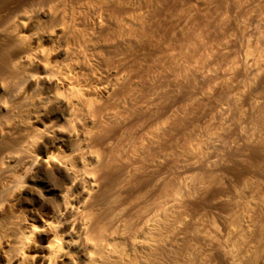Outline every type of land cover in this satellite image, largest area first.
Returning a JSON list of instances; mask_svg holds the SVG:
<instances>
[{
	"label": "bare ground",
	"instance_id": "1",
	"mask_svg": "<svg viewBox=\"0 0 264 264\" xmlns=\"http://www.w3.org/2000/svg\"><path fill=\"white\" fill-rule=\"evenodd\" d=\"M54 111L64 123L37 127ZM59 129L85 161L54 160L91 180L78 211L90 264H201L204 252L229 264L193 217L178 219L226 205L232 185L253 189L264 173V0H0L1 190L54 165L35 149ZM122 206L134 229L154 221L131 255L116 241ZM48 225L56 264L61 237ZM16 228L0 238L4 264L27 263L36 229Z\"/></svg>",
	"mask_w": 264,
	"mask_h": 264
},
{
	"label": "rangeland",
	"instance_id": "2",
	"mask_svg": "<svg viewBox=\"0 0 264 264\" xmlns=\"http://www.w3.org/2000/svg\"><path fill=\"white\" fill-rule=\"evenodd\" d=\"M42 20L46 21V19L44 18H42ZM180 22H181V18H180ZM184 22L185 20L183 19L181 23L183 24ZM46 23H48V20L46 21ZM182 24H180L179 27H181ZM32 28L29 27L30 30H33ZM43 44L45 47L52 46L54 44L53 36L45 34L43 36ZM52 57H54V59L56 60L63 59L61 53H54ZM41 114H43V112H41ZM43 115H44L42 120L43 122L40 121L41 123L37 124V127L39 128L45 127V125L50 124L51 121L53 122V120L58 121L59 123H64L65 117L63 116V114H57L54 111L51 113L49 112L44 113ZM70 141L71 140L67 138L65 132H63L60 129L58 131L49 133L47 136H45L44 140L42 141L43 143L42 145L44 144L45 145L44 146L41 145L42 146L41 148L38 147L40 148L39 151H37L38 148L35 150H36V154H38L39 157L42 158V160H46L47 158L51 157V159L55 161L54 165L49 166L47 162L41 161L33 168L32 172L27 177L23 176V179L25 180H23L20 183L21 185L19 184V186H16L15 184L16 182H14L15 184L14 186V184L12 183L13 181L10 182L7 181L8 180L7 179L6 181L8 183L6 181L5 182L9 185L11 184L10 189H8V191L1 190L0 187V192L2 191L0 193V207H1L0 238L1 237L2 239L7 238L6 236L12 238V236L9 235H13V237L17 235L16 227H18L20 224L22 225V227L27 228V230L33 229V226L36 229L31 239L32 241L30 247L31 250L28 249L26 251L29 253L27 254L28 259L26 258V262L28 264H48V254H49L48 244L50 239L55 234L54 230L50 227V225H48L49 221L57 225L58 227L57 233L61 237L60 242L62 246V253L60 256H57V259L55 260L56 264H90L88 258V249L90 245L86 242L84 238V229H85L83 223L84 219L81 218L79 212L86 207V203H87L86 201L88 198L87 192L88 189H90L91 187V180L84 176L83 169H81L80 171L78 180L77 179L76 181L73 180L65 173L63 167L58 163L60 161L56 162L57 160H60V158L62 159L63 156H64L63 159L69 156L72 157L70 161L72 162L73 160L74 163L73 162L72 163L78 165L77 167H80L82 165L81 163L85 161L82 160V158L77 156L72 151ZM84 147L86 148V146ZM53 156L57 158V160H54L55 158ZM86 156L88 159L91 158L90 161L94 160L93 156L87 154ZM66 158L62 160L67 162ZM70 161H68V163ZM18 174L23 175V172L16 171L15 175ZM263 177H264L263 172L262 174L261 173L256 174L254 172V179H252V181L255 183H254V188L253 189L251 188L252 190L248 185H246L245 182H244L245 184L242 182V185L240 183L232 185L230 187L231 189H229L230 190L229 192L231 193H228L230 199L227 196L229 203H227L226 205L224 204L225 208H223L224 207L222 206L223 204L218 205L219 207L217 206V208L211 207L210 209H207V212L206 210L203 212L205 215L202 212H198L194 214V216L193 214L191 215L190 213L189 214L182 213V215L186 217L180 215L179 216L180 218L178 219V223H181L184 220V218L187 219L193 217V219L195 220L193 221L196 224L198 223L197 226L199 225V228H201L203 233L206 235L207 239L213 241L214 243H217L218 246L221 247L222 251L228 254L229 262L231 261L230 263L232 264H247L246 262H248V264H264V241H263L264 240V178ZM232 187L234 188L232 189ZM11 188L14 189L11 190ZM123 208H124L123 206L120 207L121 210L118 208L117 212L115 211L114 214L117 213V216L120 215L121 212L124 210ZM200 213H202V215ZM122 215L123 212L121 214V217L120 216L118 217L120 218L123 217V219L124 218L126 219V217ZM172 215H169V219H171L170 216L172 217ZM161 217L162 216L160 215L156 217L155 218L156 222L158 220L161 221V222L158 221V223L167 222L166 220L162 219L164 217L162 218ZM120 221L117 223L118 225L116 227L117 228L116 241L120 246L119 247L120 250L124 251L125 253H128V255H131V253H133L135 250H136L135 252L139 250L143 251L145 247H143V245L140 246L141 240L143 239L142 237H146L148 235L147 237L149 238L150 235H152L151 223H153L154 221L153 222L150 221L151 223L149 221L147 222L150 224H145L144 222V224H142L143 226L141 224H140L141 226L140 225L138 226V229L132 228V226L129 223L130 220L128 219L123 221L120 220ZM122 223L125 224L123 225ZM253 230L256 233V234L254 233V237L252 235ZM130 231L131 233L132 232L133 233L130 234ZM256 231H258V233ZM148 238H144V239H148ZM138 241L140 242L138 243ZM206 241L208 240H203L202 243L204 242L203 244L206 245V243H208ZM207 253L208 252H204L199 254L200 256L197 255L196 257L198 259L195 257V259L197 260L196 263L218 264V259L216 260L215 256L213 257V254L208 255ZM210 256L211 258L213 257L214 259H210ZM200 260L203 261L201 262ZM0 264H4V261L3 260L0 261Z\"/></svg>",
	"mask_w": 264,
	"mask_h": 264
}]
</instances>
